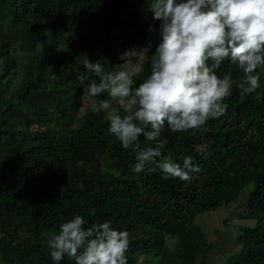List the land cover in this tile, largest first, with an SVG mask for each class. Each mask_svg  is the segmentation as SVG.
Here are the masks:
<instances>
[{"label":"trees","instance_id":"16d2710c","mask_svg":"<svg viewBox=\"0 0 264 264\" xmlns=\"http://www.w3.org/2000/svg\"><path fill=\"white\" fill-rule=\"evenodd\" d=\"M150 2L0 0V264H56L49 240L76 215L85 227L127 231V264H264V71L241 101L242 72L224 61L216 73L233 81L226 113L184 133L165 125V154L199 166L188 181L134 172L135 153L108 131L107 114L83 104L86 57L115 70L149 33L154 52L160 21ZM222 201L241 206L233 216L246 224L238 249L209 263L200 218Z\"/></svg>","mask_w":264,"mask_h":264},{"label":"clouds","instance_id":"9594fccd","mask_svg":"<svg viewBox=\"0 0 264 264\" xmlns=\"http://www.w3.org/2000/svg\"><path fill=\"white\" fill-rule=\"evenodd\" d=\"M148 10L160 21L154 52L151 40L128 49L112 71L86 57L82 96L93 113H107L108 131L135 153L134 172L159 169L165 179L188 181L199 166L191 156L182 166L174 162L170 152L165 154L168 141L161 133L165 125L173 133L198 129L226 113L233 81L216 73L226 60L242 72L235 84L241 101L260 86L264 0H151ZM149 31L155 30L150 26ZM146 64L150 72L144 76ZM141 136L147 146L141 147ZM85 224L76 215L60 225L49 240L52 261L59 264L67 256L74 264H127V231L112 228L109 221Z\"/></svg>","mask_w":264,"mask_h":264},{"label":"rangeland","instance_id":"374dc122","mask_svg":"<svg viewBox=\"0 0 264 264\" xmlns=\"http://www.w3.org/2000/svg\"><path fill=\"white\" fill-rule=\"evenodd\" d=\"M151 37L152 33H149L147 40L149 41ZM146 43L147 41L141 43L138 47ZM103 98H106V96L101 97V99ZM83 104H87L84 98ZM222 204L217 210L205 213L200 218V225L212 244L211 250L205 256L209 263L223 262L229 254L238 249L237 244H234V236L239 232L238 227L246 224V221L233 216L236 211L243 209L241 206L236 207L235 203L231 201L226 203L222 201ZM197 262L199 263L200 260L198 259ZM138 264H147L144 256L140 258Z\"/></svg>","mask_w":264,"mask_h":264}]
</instances>
